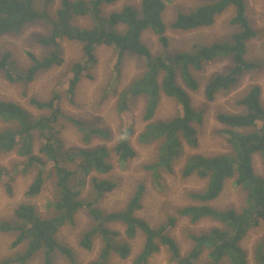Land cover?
I'll return each mask as SVG.
<instances>
[{
  "label": "trees",
  "instance_id": "16d2710c",
  "mask_svg": "<svg viewBox=\"0 0 264 264\" xmlns=\"http://www.w3.org/2000/svg\"><path fill=\"white\" fill-rule=\"evenodd\" d=\"M54 1L45 0V3L51 4ZM119 1L63 0L52 17L46 11L36 9V0H0V35L21 33L26 26L43 20L49 24L51 32L48 37L40 38L39 43L54 49L41 59L32 53L28 54L32 64L23 70L10 61L11 55L7 53L0 58V69L5 70L11 82L27 86L39 73L64 63L61 40L77 41L83 44L85 58L73 65L69 93L72 97L84 72L97 63L96 52L99 47H114L118 51L117 71L127 54L139 57L145 63V70L118 95V107L121 113H125L130 100L138 96L145 97L144 120L148 124L138 138L144 144L160 143L157 163L149 167L154 180L159 182L162 179L161 170L174 172L186 144L197 146L198 131L195 126L202 124L203 113L193 107L187 90L196 92L200 87L194 72L201 71L206 63L217 60L228 59L233 62L227 73L214 76L205 88L207 100L214 101L218 93L229 91L246 73L259 68L255 62L246 59L247 45L258 37V32L247 17L245 0H198L200 5L196 9L179 13L170 27L162 17L169 0H141L139 9L125 6L105 19L102 15L103 7ZM230 8L235 9L231 24L238 26L239 31L225 41L197 45L191 51L173 55L167 51L154 55L142 40L144 33L152 32L158 37L161 46L167 49L170 45L168 28L188 32L211 27ZM88 16L94 21L93 29H82L72 24L74 18ZM121 26L124 31L118 32L116 28ZM262 94L259 85L252 86L239 101L244 109L242 114L218 115V122L224 126L220 134L226 140L230 152L214 157L191 156L187 159L183 176L189 178L196 175L206 179V187L202 191L189 193L187 198L191 204L176 208L174 214L158 227L151 226L138 216L147 192L145 184L138 185L123 209L107 212L99 206V201L115 190L117 184L114 181L93 177L90 182L93 198L87 201L81 198L79 184L76 186L73 182V178L83 180L95 173H110L114 169V156L121 163L134 159L137 153L131 143L135 136L133 127H126L120 132L113 149L96 146L68 150L61 137L66 126L59 127L62 118L67 119V123L78 132H82L87 143L95 136L109 137L110 134L83 119L65 117L59 106L58 93L46 101L31 99V105L48 112L39 118L18 104L1 101L0 120L10 126L0 129V155L15 152L28 159L27 167L38 166L37 175L26 192L28 197L42 193L52 170L56 175L57 195L47 217L41 216L33 205L23 203L16 209L13 221H0V232L15 234L11 247L16 249L24 245L23 251L0 264H30L38 255L42 257V264H55L56 253L64 255L70 264H78L74 249L61 244L58 233L66 226L73 225L76 215L82 209L88 210L94 224L84 233L81 245L91 250L95 240L102 239L99 255L91 264H111L114 254L121 259H128L132 254L131 244L140 234L144 236L143 248L132 264H148L162 249L170 253L175 264H249L242 241L264 221V173L258 175L254 167V156L259 155L264 168ZM163 96L174 99L179 112L170 119L153 122ZM36 133H39L41 139L40 157L35 155ZM6 177L14 180L13 174L0 166V182ZM228 180H234L235 185L245 194V202L240 210L232 208L221 211L211 205L223 192ZM6 185L8 192L12 193L11 183L6 182ZM180 218H187L193 224L209 219L219 226L206 233L193 235V247L183 256L170 235V230L176 227ZM112 224L123 226V233L112 229ZM204 254H207V260L202 263ZM254 255L256 264H264V237Z\"/></svg>",
  "mask_w": 264,
  "mask_h": 264
},
{
  "label": "rangeland",
  "instance_id": "374dc122",
  "mask_svg": "<svg viewBox=\"0 0 264 264\" xmlns=\"http://www.w3.org/2000/svg\"><path fill=\"white\" fill-rule=\"evenodd\" d=\"M63 0H55L46 4L45 0H36V9L46 11L52 17L61 7ZM77 1V0H70ZM89 2L90 0H82ZM246 14L251 26L258 32V37L247 45L246 59L255 62L259 68L246 73L238 83L229 91H222L217 94L214 101H208L205 88L209 81L217 74L227 73L233 66L231 60H217L206 63L199 72H194L200 87L193 92L189 89L193 107L203 113L202 124L196 125L198 142L197 146L186 144L182 155L177 160L174 172L160 171L162 179L157 182L151 174V165L157 163L158 148L160 143L144 144L138 136L145 130L148 122L144 120L145 103L144 96L132 99L129 102L125 113L120 112L118 107V95L123 92L133 80L141 76L145 70V63L134 54H127L118 68V51L114 47L101 46L97 49V63L82 75L81 82L76 87L71 97L70 87L73 78V65L81 62L84 57L83 44L67 39L60 41L64 63L56 65L52 69L39 73L36 79L27 86L20 82H11L4 69H0V101L13 102L28 110L35 118L45 116L47 111L39 110L31 105L33 98L46 101L52 98L55 93L60 95L59 106L65 117L83 119L85 122L105 129L109 137H93L89 143L85 142L82 132L67 123L62 118L59 127L65 125L61 135L66 149L91 148L96 146H107L110 149L116 145L120 132L126 127H133L135 136L131 143L136 150V157L127 163H121L117 157L112 158L114 169L108 174H92L83 180L73 178V182L82 192L81 198L85 201L93 198L91 190V179L112 180L117 187L111 193H107L99 202V206L107 212H115L123 209L128 200L132 198L138 185H146L147 192L143 199V209L138 216L158 227L166 222L170 215H173L176 208H182L191 204L187 198L191 192L202 191L207 184L206 179L194 175L189 178L183 176V167L191 156L214 157L229 153V147L220 131L224 129L217 117L220 114H242L244 109L239 105L252 86L259 85L262 90V104L264 106V0H245ZM141 0H120L114 5L104 6L102 15L108 19L113 12L121 11L125 6L140 8ZM162 14L163 20L168 27L174 22L179 13H188L200 5L198 0H169ZM235 16V9L230 8L211 27L193 31H180L168 28L167 36L170 40L169 48L164 49L159 43L158 37L152 32H146L142 36L144 43L151 49L154 55H173L181 51H191L195 46L211 45L215 42L225 41L232 34L239 31L238 26L231 24ZM72 24L82 29H93L94 21L91 17H76ZM118 32H123L124 27H117ZM51 27L45 21H38L26 26L21 33L0 35V58L10 53L11 59L20 70L27 69L32 64L28 54H34L38 58H44L52 48L39 43V39L48 37ZM54 50V49H53ZM52 50V51H53ZM12 73L15 71L11 70ZM185 87V86H184ZM179 112V107L174 99L163 96L157 108L153 122L170 119ZM10 125L0 120V129L8 128ZM36 145L35 155L41 156L39 148L41 139L39 133L35 134ZM37 148V149H36ZM28 159L13 152L0 155V166L7 169L14 176V180L6 177L0 182V221H13L16 209L23 203L33 205L37 212L47 217L50 215V205L56 200V175L52 174L47 178L42 193L36 197H28L26 192L34 181L38 166L27 167ZM71 166V165H69ZM254 167L258 175H263L264 168L259 155L254 156ZM51 169V167H49ZM11 183L12 193L8 192V185ZM84 183V186L80 187ZM245 202V194L235 185L234 180L225 183L224 190L220 196L211 202V205L221 211L236 209L240 210ZM53 213V212H52ZM52 215V214H51ZM212 223V224H211ZM94 224L87 209H82L75 217V223L61 229L58 239L61 244L68 245L74 249L78 264H91L96 260L102 247V239L97 238L91 250L81 245V239ZM219 226L214 221L205 219L193 224L187 218H180L176 227L170 230L171 237L178 244L181 254L187 255L193 247L191 237L206 233L211 228ZM110 227L121 233L124 227L119 224H112ZM264 237V221L260 226L252 229L242 241V247L247 252L249 264H256L255 250ZM15 234L0 232V262L13 257L23 251L24 245L13 249L12 243ZM144 236L138 235L132 242V254L124 260L113 255L111 264H132L133 259L143 248ZM55 264H70L67 258L56 253ZM207 260L204 254L201 262ZM30 264H42V257L38 255ZM148 264H175L167 250L162 249L154 255Z\"/></svg>",
  "mask_w": 264,
  "mask_h": 264
},
{
  "label": "clouds",
  "instance_id": "9594fccd",
  "mask_svg": "<svg viewBox=\"0 0 264 264\" xmlns=\"http://www.w3.org/2000/svg\"><path fill=\"white\" fill-rule=\"evenodd\" d=\"M1 102V101H0ZM96 241V240H95ZM94 244H95V242H94ZM97 259V258H96Z\"/></svg>",
  "mask_w": 264,
  "mask_h": 264
},
{
  "label": "bare ground",
  "instance_id": "6f19581e",
  "mask_svg": "<svg viewBox=\"0 0 264 264\" xmlns=\"http://www.w3.org/2000/svg\"><path fill=\"white\" fill-rule=\"evenodd\" d=\"M37 149V148H36ZM212 224V223H211Z\"/></svg>",
  "mask_w": 264,
  "mask_h": 264
}]
</instances>
